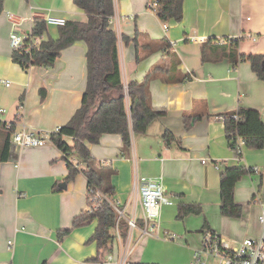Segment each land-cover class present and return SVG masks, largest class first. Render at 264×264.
Here are the masks:
<instances>
[{"label":"crops","instance_id":"0c3cea01","mask_svg":"<svg viewBox=\"0 0 264 264\" xmlns=\"http://www.w3.org/2000/svg\"><path fill=\"white\" fill-rule=\"evenodd\" d=\"M151 2L113 0L111 26L124 85L141 81L154 65L161 66L150 79L148 91L151 106L163 108L165 114L153 119L145 133L131 132L128 150L114 133L102 135L88 148L97 161L114 169L115 201L138 225L143 208L139 194L131 189L135 177L162 175L173 199L172 206L161 208L154 236L140 237L138 228L132 230L128 262L188 264L203 230L215 231L231 242L260 232L257 215L264 202V143L260 149L243 145L239 159L228 145L224 121L218 115L243 106L258 110L264 122V81L246 61L235 66L227 58L203 61L200 50L207 39L222 43L224 38L240 36L239 52L264 55V0H183L181 20L166 23L159 20ZM8 13L14 14L19 23L16 29L24 34L30 33L31 18L36 16L86 21L87 15L73 0H4L0 11V124L12 122L15 130L38 134L52 132L80 105L87 45L76 41L61 51L52 66L24 69L11 58ZM47 28L41 39L57 37L56 25ZM186 74L190 78L182 80ZM40 88L45 90L43 100ZM125 106L129 110L127 96ZM187 113L203 116L185 129L182 116ZM166 132L171 135L169 144L163 137ZM65 140L73 144L70 137ZM238 165L251 170L234 186L241 215L222 216L220 173L223 167ZM66 174L61 151L50 141L20 151L10 146L8 159L0 161V264H100L88 261L96 253V243L87 240L95 221L76 228L71 225L86 209V178L79 172L65 181ZM60 181L66 182L65 188L59 187ZM55 183L60 190H52ZM182 203L196 204L201 212L179 218L177 208ZM64 229L69 232L59 238L57 233ZM170 234L174 237L169 238ZM113 240L109 254L115 262H107L106 255L103 264H116L124 252L126 241Z\"/></svg>","mask_w":264,"mask_h":264},{"label":"trees","instance_id":"16d2710c","mask_svg":"<svg viewBox=\"0 0 264 264\" xmlns=\"http://www.w3.org/2000/svg\"><path fill=\"white\" fill-rule=\"evenodd\" d=\"M4 0H0V11ZM155 3V12L162 23L169 20L179 22L183 15V0H149ZM74 4L87 15L86 21L74 19L66 20L58 25V35L54 39L47 37L40 39L36 45L24 41L20 50H13L12 60L24 69L30 66L50 67L61 51L70 47L76 41H83L87 48L85 52L86 85L82 92V99L72 117L55 132L49 133V141L61 151V158L65 160L67 176L65 181L72 180L76 173H82L87 181L86 209L82 210L72 220V228L81 226L85 222L95 221L94 231L87 239L96 243V253L88 261L103 264V259L112 249L113 239L118 236L125 241L128 232L126 220L118 217L115 208V190L111 182L114 169L110 164L97 161L88 148L91 143H98L100 137L106 133L119 134L123 141V149L128 150L131 141L130 134H142L149 123L156 117L165 114L163 108L152 107L148 83L161 70L160 65H154L148 70L141 81H128L123 84L120 75L118 59V43L116 32L111 26L114 15L113 0H73ZM32 36H41L47 31V24L43 17L36 16L31 28ZM124 41L128 38L123 36ZM240 36L224 38L222 43L207 39L202 43L201 56L203 61L217 62L227 58L232 66L240 61L250 64L251 70L264 81V61L262 54H244L238 51ZM139 59L138 57H136ZM189 74L184 76V79ZM179 79L178 81H180ZM181 80V81H182ZM41 100L46 97L44 88L39 89ZM129 100V110L125 106V98ZM21 104V101H20ZM203 115L187 113L182 116V123L188 129L194 121ZM224 121L225 138L232 150H236L237 142L241 139L246 148L260 149L264 143V122L256 109L238 106L236 110L220 113ZM11 122L8 126L0 124L2 142L0 145V161H6L10 154V133L14 130ZM170 134L164 133V140L170 142ZM70 137L73 144L66 143ZM74 156V157H73ZM74 158V159H73ZM251 172L244 165L223 167L219 177V211L223 216L238 218L242 206L234 201L235 184L246 173ZM58 191L57 183L52 186ZM200 206L193 203L178 205L177 217L199 214ZM68 229L59 230L57 236L66 235ZM41 264H48L44 261ZM128 264H151L128 262Z\"/></svg>","mask_w":264,"mask_h":264},{"label":"built area","instance_id":"2783aa9c","mask_svg":"<svg viewBox=\"0 0 264 264\" xmlns=\"http://www.w3.org/2000/svg\"><path fill=\"white\" fill-rule=\"evenodd\" d=\"M150 6L154 9L155 3L151 2ZM8 16L11 21V31L8 40L9 46H11L13 50H20L24 46L23 44L27 37H29L32 45H36L41 39V36H32L31 31L29 34L19 33L16 29L19 23L14 14L8 13ZM43 19L47 25L58 26L65 23V19L61 17L46 16ZM31 21H34V19L31 18ZM189 39L191 41H197L194 37H189ZM200 40L205 41L204 38ZM6 83H8V81H6ZM0 112H2V109H0ZM8 125L9 123L6 124V126ZM57 129L58 127L56 130ZM49 133L38 134L34 131H27L25 129H14L10 133L9 142L14 151H20L24 147H40L49 141ZM243 145V141L239 139L235 150V154L239 159L242 157ZM202 162L204 163V160H202ZM131 189L139 194L143 215L141 217V225H138L134 217H126L124 215V209L118 202L115 201L113 203L112 206L115 208L118 217L126 220L128 223L124 252L116 264H126L128 262V255L132 250L130 244V234L132 230L138 228L140 237L144 235L154 236V231H158L160 224L159 216L161 208L164 205H173V199L168 195L162 175H157L156 177H135ZM257 219L260 225L259 234L255 237H245L237 242H231L210 229L203 230L200 244L197 248L192 250V256L188 264H264V202L260 203ZM173 237L174 235H169V238ZM116 238L119 239L118 233ZM210 259L213 260L210 261ZM110 261L115 262L112 254L107 255V262Z\"/></svg>","mask_w":264,"mask_h":264},{"label":"water","instance_id":"95a60500","mask_svg":"<svg viewBox=\"0 0 264 264\" xmlns=\"http://www.w3.org/2000/svg\"><path fill=\"white\" fill-rule=\"evenodd\" d=\"M261 68H262V70H264V61L261 64ZM58 185H59L60 188H65L66 187V182L65 181H60L58 183Z\"/></svg>","mask_w":264,"mask_h":264},{"label":"rangeland","instance_id":"374dc122","mask_svg":"<svg viewBox=\"0 0 264 264\" xmlns=\"http://www.w3.org/2000/svg\"><path fill=\"white\" fill-rule=\"evenodd\" d=\"M142 250H144V249H142ZM211 260H213V259H210V261H211Z\"/></svg>","mask_w":264,"mask_h":264}]
</instances>
